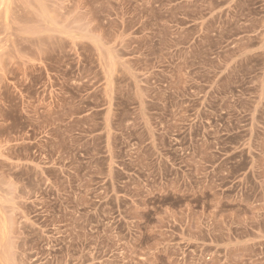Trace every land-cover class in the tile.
<instances>
[{
    "label": "rangeland",
    "instance_id": "1",
    "mask_svg": "<svg viewBox=\"0 0 264 264\" xmlns=\"http://www.w3.org/2000/svg\"><path fill=\"white\" fill-rule=\"evenodd\" d=\"M0 264H264V0H0Z\"/></svg>",
    "mask_w": 264,
    "mask_h": 264
}]
</instances>
